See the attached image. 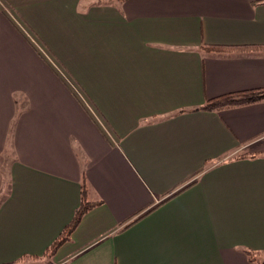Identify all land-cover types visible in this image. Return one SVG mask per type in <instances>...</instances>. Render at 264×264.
<instances>
[{"label": "crops", "instance_id": "crops-1", "mask_svg": "<svg viewBox=\"0 0 264 264\" xmlns=\"http://www.w3.org/2000/svg\"><path fill=\"white\" fill-rule=\"evenodd\" d=\"M252 88L264 0H0V264H259Z\"/></svg>", "mask_w": 264, "mask_h": 264}, {"label": "trees", "instance_id": "trees-1", "mask_svg": "<svg viewBox=\"0 0 264 264\" xmlns=\"http://www.w3.org/2000/svg\"><path fill=\"white\" fill-rule=\"evenodd\" d=\"M119 2L125 1V0H116ZM209 50H218L214 47H206ZM264 99V88H252L247 90H239V91H233L224 93L212 98L206 99V101L196 109L199 110H205V111H216V110H222L226 108H232V107H238V106H244L248 104H252L255 102H259ZM195 180H192L191 182H195ZM85 184H82V197L79 206L76 208L73 218L71 221L64 227V229L61 231V233L58 235V237L55 239V241L52 243L50 248L48 249V254L51 255L55 251V249L62 244L64 241H66L77 224L79 223L82 215L87 212L93 205H95L92 201H87L83 193L85 192ZM249 260L250 261H257L260 262L259 264H264V256H256V254L252 253L251 251H248Z\"/></svg>", "mask_w": 264, "mask_h": 264}]
</instances>
